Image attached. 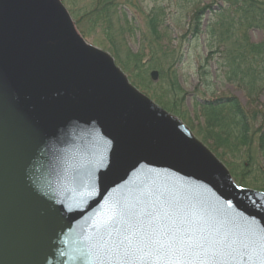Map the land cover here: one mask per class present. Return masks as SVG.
Instances as JSON below:
<instances>
[{"label":"water","instance_id":"water-1","mask_svg":"<svg viewBox=\"0 0 264 264\" xmlns=\"http://www.w3.org/2000/svg\"><path fill=\"white\" fill-rule=\"evenodd\" d=\"M0 264H264V193L61 0H0Z\"/></svg>","mask_w":264,"mask_h":264},{"label":"rangeland","instance_id":"rangeland-1","mask_svg":"<svg viewBox=\"0 0 264 264\" xmlns=\"http://www.w3.org/2000/svg\"><path fill=\"white\" fill-rule=\"evenodd\" d=\"M61 1L66 6L69 14H71V16L73 14L75 15V17L72 16V18H75H73V21L86 41L89 42L92 47L104 51L112 61H114L116 66L127 77L128 82L136 90L148 97L157 106L164 109L137 84L139 80L138 77L134 76L133 72L128 70L129 74L122 70L113 55L98 44V42L103 40L102 29H100L99 26L98 29L90 31L86 37L82 34L80 27L84 28V26H87V28H89V25H91V22L82 19V15L86 10L95 7L96 0ZM119 1L121 3H119V6L115 10V17L117 19H113V26L115 28L116 26L118 27L121 23H124V20L134 24L135 32H131V34L125 33L124 41L132 53L141 52L140 58L143 61L142 71H146L143 72V74H146L149 81H151L152 87L161 88L163 86L165 90L171 91L168 90L169 87H166L170 77L165 70L171 68L172 72L175 73L177 86L174 88L171 87V89L177 88L178 91H180L182 98L180 102L181 107L185 108L187 112L184 117H178L174 113L164 109L169 117L176 119L187 132L195 140L205 146L228 169V171H230V173L232 171L231 168L236 165L235 161H240L241 163L246 162V165L251 169L253 168L254 172L257 167L264 169V159L260 154V149L257 148L258 140L253 139V135L256 137L264 135V90L260 92L255 90L257 94H253L252 98L249 100L244 89L238 83H233L225 77L224 69L219 65L221 61L219 60V54H214L215 51L213 50V53H210L211 55L209 56L208 49L206 48V27L210 23L215 24L213 19L219 17L216 13L217 11L220 12L222 7L225 6L228 11L224 14V18L228 19V17L231 16L235 20H239V12L236 11L238 10L236 8L238 4H236L235 0H133L135 6H126L123 4V0H118V2ZM207 6L208 8H206L205 11L197 13L198 8ZM153 10L155 13L161 12V14H158L160 19L156 24V29L153 30L156 34L159 33V36L156 37L153 36L152 29L148 23V18ZM77 19L78 23L81 25H77ZM196 26H198V30H200L198 33L196 32ZM246 32L251 43L259 44L264 41V31H262L260 27L256 25L249 26ZM221 38L225 46L229 45L230 42L227 40L231 39L230 36L224 32ZM212 42L214 43L215 41L212 40ZM104 45L108 46L107 43ZM205 57H208L206 61L208 74L206 75L198 71L199 66L204 63ZM160 70L164 75L162 78L160 77ZM154 72L157 73L155 79L153 78ZM205 76L207 78L206 81L204 80ZM229 98H236L247 114L257 113V119L254 121L250 133L248 132L249 136L247 140L243 143L237 142L233 146V151L235 153L232 155L226 154L223 149L217 151L215 149L213 150L208 145L212 142L210 139H207L204 143L201 142L207 119V116L205 117L201 110L203 107L201 104L208 103V101H226ZM232 108L233 107L225 111L224 109L228 108L220 107L218 111H221V114L217 117L215 123L217 120L226 122L228 120L226 113ZM211 109L214 110L213 107ZM232 111L233 110H231V112ZM258 130L261 135H255L259 133ZM206 142H208V144ZM247 151H249L248 154ZM231 176L237 185L243 186L236 180L233 173ZM249 178L250 182H253L254 176L250 175ZM243 187L264 193V190L254 187L253 185Z\"/></svg>","mask_w":264,"mask_h":264},{"label":"trees","instance_id":"trees-1","mask_svg":"<svg viewBox=\"0 0 264 264\" xmlns=\"http://www.w3.org/2000/svg\"><path fill=\"white\" fill-rule=\"evenodd\" d=\"M95 2V7L86 10L82 15V19L91 22L89 28H87V26H84V28L80 27L81 29L79 28L82 34L86 37L90 31L98 29L99 26V28L102 29L103 40L98 42V44L113 55L121 69L126 72H128V70L133 72L134 76L138 77L139 82L137 84L161 107L174 113L178 117H184L187 110L181 107V93L177 88L173 90L171 89V87L174 88L177 86L175 81L176 76L174 75L175 73L172 72V69L168 68L165 70L170 77L169 82L167 81L168 85L166 87H169L168 90L171 91L165 90L163 86L161 88H153L151 81H149L146 74H143V72L146 71H142L143 61L140 58L141 52L132 53L124 41L125 33L131 34V32H135L134 24L124 20V23H121L118 27L116 26L115 28L113 26V19H117L115 17V10L121 2H118V0H96ZM235 2L238 4L236 7L238 10L236 11L239 12V20H235L231 16H229L228 19H225L224 14L228 10L225 6L222 7V9L220 8L221 11L216 12L219 17L213 19L215 24L210 23V26L208 25L206 27V48L208 49L209 56L213 53V50L215 51L214 54H219V60H221L219 65L224 69L225 77L233 83H238L244 89L245 94L250 100L253 94H257V91L255 90H258L259 92L264 90V41L259 44L251 43L246 29L249 26L256 25L264 31V0H235ZM123 4L126 6H135L133 0H123ZM206 8H208V6L198 8L197 13L205 11ZM154 10L148 18V23L152 29L153 36L156 37L159 36V33L156 34L153 30L156 29V24L160 19L158 14H161V12L155 13ZM123 14L125 15L124 12ZM72 16L75 17L74 14ZM231 21H234L235 23ZM76 22L77 25H81L78 23V19ZM196 32H200L198 26H196ZM224 32L231 38L227 40L230 42L227 46H225L221 38ZM212 40L215 42L213 43ZM105 43H107L108 46L104 45ZM207 58L208 57H205L204 63H202L198 69V71L204 75L208 74ZM159 73L162 78L164 75L161 73V70ZM204 80H207L206 76ZM201 105L203 106L201 108L203 114L205 117L207 116L201 142L204 143V141L210 139L212 142L210 141V144H208V142L206 143L213 150L215 149L217 151L223 149L228 155L234 154L233 146L237 142L243 143L247 140V137L249 136L248 132L250 133L251 127L257 119V113L247 114L236 98H229L228 100L221 102L208 101V103H203ZM212 107L214 110L211 109ZM220 107L228 108L224 109L225 111L233 107L231 109L233 111L231 112L230 110L226 113L228 119L226 122L217 120L215 123V120L221 114V111H218ZM255 135L261 134L259 132ZM253 139L258 140L257 148L260 149V154L264 159V135H261L260 137L253 135ZM248 152L249 151H247V154ZM235 163L236 165L231 168V174L233 173L236 180L241 185H253L254 187L264 190L263 168H255V172H257L258 175L254 172L253 168L251 169L246 165V162L241 163L240 161H235ZM250 175L254 176L253 182L255 183L250 182Z\"/></svg>","mask_w":264,"mask_h":264},{"label":"bare ground","instance_id":"bare-ground-1","mask_svg":"<svg viewBox=\"0 0 264 264\" xmlns=\"http://www.w3.org/2000/svg\"><path fill=\"white\" fill-rule=\"evenodd\" d=\"M87 45L89 46V47H91V44L89 43V42H87ZM99 51H102L101 49H99ZM102 52H104V51H102ZM105 53V52H104ZM106 54V53H105Z\"/></svg>","mask_w":264,"mask_h":264}]
</instances>
